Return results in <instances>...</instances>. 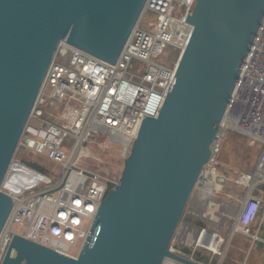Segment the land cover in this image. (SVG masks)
Returning <instances> with one entry per match:
<instances>
[{
  "label": "water",
  "instance_id": "1",
  "mask_svg": "<svg viewBox=\"0 0 264 264\" xmlns=\"http://www.w3.org/2000/svg\"><path fill=\"white\" fill-rule=\"evenodd\" d=\"M147 0H0V187L58 46L115 64ZM190 37L156 117L141 121L118 185L72 259L12 236L0 264H196L170 250L223 131L264 0H193ZM0 190V235L13 206ZM181 223V224H180Z\"/></svg>",
  "mask_w": 264,
  "mask_h": 264
},
{
  "label": "built area",
  "instance_id": "2",
  "mask_svg": "<svg viewBox=\"0 0 264 264\" xmlns=\"http://www.w3.org/2000/svg\"><path fill=\"white\" fill-rule=\"evenodd\" d=\"M180 2L179 15L173 3ZM193 0H147L144 11L127 45L116 63L100 61L62 42L54 55L42 83L34 108L20 138L18 147L52 163L57 172L55 179L14 161L0 190L12 198L13 206L0 235V263L16 235L56 253L75 259L90 234L94 216L105 196L118 185L86 163L92 160L89 147L93 137L106 136V149L111 145L128 154L145 117H156L174 76V68L150 62L162 57L169 48L184 49L191 27L185 15ZM147 16V29L139 27ZM132 60L148 64L146 72L134 81L128 71ZM224 122L258 146L259 154L252 173L239 172L230 181L225 174L216 182L214 197L230 189L236 200L234 207L242 206L237 214L240 229L247 234L256 222L261 208L259 199L251 192L264 186V22L240 74ZM72 140V145L65 143ZM98 143V142H97ZM215 159L204 167L199 179L201 188L195 190L196 200L202 207L199 217L210 228L197 227L185 233L190 223L182 222L170 250L196 264H222V240L218 228L225 224L223 203L204 206L201 197L207 185L202 179L215 171ZM215 184V183H214ZM236 188L243 193L235 194ZM38 190V191H36ZM193 195V196H194ZM230 197V196H228ZM236 205V206H235ZM214 209L218 223L205 219L204 214ZM207 210V211H206ZM194 215L189 210L185 214ZM213 230V231H212ZM185 233V234H184ZM188 242L186 244L184 242ZM218 240L216 252L193 245L194 240ZM192 241V242H191ZM191 242V243H190ZM174 244L186 245L191 253L183 252ZM198 253L206 257L196 258ZM215 262V263H214ZM164 264H182L167 260Z\"/></svg>",
  "mask_w": 264,
  "mask_h": 264
},
{
  "label": "rangeland",
  "instance_id": "3",
  "mask_svg": "<svg viewBox=\"0 0 264 264\" xmlns=\"http://www.w3.org/2000/svg\"><path fill=\"white\" fill-rule=\"evenodd\" d=\"M173 5L176 10L180 11V15V13L183 12L180 2L174 1ZM146 18L147 16L143 15L140 20L139 27L142 29H147ZM179 55L180 51L178 49L169 48L162 57L156 59L151 58L150 62L158 65H163L167 68H174ZM148 66V64L132 60L129 64L128 71L131 75L135 76L134 81H139V78L146 72ZM92 139L97 141L98 143L95 142V144H91L90 146H88L89 151L91 152L92 160L86 163V166L92 169H96L112 180H119L122 176L125 167V160L128 157L129 153L124 155L122 149L115 145L109 146L108 149H106L104 146H101L103 144H107L106 136L100 135L99 137H93ZM65 143L71 146L72 140L66 139ZM258 154V146L255 145L254 147H251L249 145V140L247 137H244L237 131H224L217 141L215 153L212 157L215 159L216 163L215 171L212 174L215 175L216 173H223L226 175L228 180H231L233 179V173L235 174L234 171L246 173L252 171ZM13 160L23 163L27 166L30 164L37 165L44 170V175L55 179L54 174H56L57 168L52 163L47 162L42 157H39L30 151L18 147ZM216 176L219 177L220 175ZM226 189L223 190L222 194H226ZM260 191L264 190L260 189ZM220 199L222 200V197H220ZM188 210L189 212L192 211L194 215H188L184 212L182 221L190 223V226L186 227L185 233H190L197 227L206 228V225H208L207 222L199 217V213L202 212L200 211L202 210V207L200 206V203L196 199H194L193 195L192 199L188 201L186 212ZM258 231L260 232L261 238L264 240V207L261 211L257 224L251 226L247 234L253 235ZM185 237L186 236H184V242L188 244V240L185 241ZM236 245H241V242H233L232 246L237 248ZM245 245V249L248 252L246 256H244V258L237 260L227 258L226 260L224 259L222 261V264H264V245L261 243H255L254 246L251 243ZM174 247H176V249L180 251L191 253V250L184 244H174ZM198 254L199 257L208 258L203 253Z\"/></svg>",
  "mask_w": 264,
  "mask_h": 264
},
{
  "label": "crops",
  "instance_id": "4",
  "mask_svg": "<svg viewBox=\"0 0 264 264\" xmlns=\"http://www.w3.org/2000/svg\"><path fill=\"white\" fill-rule=\"evenodd\" d=\"M253 170H254V166H253L252 171H249L247 173H252ZM234 172H235V174L233 173V179H231L230 181L235 180L237 174L239 173V171H234ZM260 189L264 190V186L258 187L251 192V196L259 199L261 202V208H260V211L258 213V218H257L256 222L254 223V225L257 224L259 217H260V214H261V211L264 207V191H260ZM236 193L241 194V193H243V191L240 190V188H236L235 194ZM226 194L228 196L233 195V193L230 191V189L227 190ZM220 197H221V195L219 196V198ZM194 199H196L195 195H194ZM201 203H203V205H207V201H204ZM226 204H228V205H226ZM222 207H223V212L225 213L223 220L226 219V222L224 225L222 223L220 228H218L217 233H218L219 237L221 238V240L223 241L222 246L220 248V250L222 252L223 260L224 259L226 260L227 258L228 259H234V260L244 258V256H246V254L248 252L245 249L246 248L245 244L251 243L254 246L255 243H261L264 245V240L261 238L259 231L253 235H248V234H244V232L240 229L239 224L237 223V214L239 213L240 208L242 206H238L236 208L233 206L232 203L230 204L229 202H226V203L224 202ZM209 212L213 213L215 211H214V209H210ZM231 214L234 215V219L231 218ZM218 220H219V218H217V221H216L217 223H218ZM254 225H252V226H254ZM206 228L212 229L210 227V224L206 225ZM237 241L241 242V245H236L238 249L232 246L233 242H237Z\"/></svg>",
  "mask_w": 264,
  "mask_h": 264
},
{
  "label": "bare ground",
  "instance_id": "5",
  "mask_svg": "<svg viewBox=\"0 0 264 264\" xmlns=\"http://www.w3.org/2000/svg\"><path fill=\"white\" fill-rule=\"evenodd\" d=\"M232 126H233L232 125V122L231 123L230 122L229 123L228 122H224V125H223V128L222 129L224 131V129L226 127H232ZM217 178H218V176L210 173L209 175L204 176V178L202 179V181H204L206 183V185L208 186L207 189H206V191H205V194L201 197V201H200V202L207 201V205H204V206H209V205H213V204H215L216 206L219 205V204L215 203V199H218L219 196H220V194L217 197L216 196L214 197V193L217 191V186H214V185L217 184L216 183L218 181ZM212 186L215 187V190H213L214 193L211 192V190H210V189H214V188H212ZM222 200L225 203L226 202H229L231 204L233 202V200H236V197L234 195H232L230 197H228V195H226V196L222 197ZM226 205H228V204H226ZM232 214H231V218L234 219V215H232ZM204 216H205V219L206 220H208V221L211 220L212 223L217 224V222H216L217 221V217L215 215H212V212H207L206 214H204ZM217 242H218V240H214V239L211 240V243H207V240H204V242L201 241V240H199V241L198 240H194L193 241V245H196V246H203L204 245L210 251L216 252V246H218V245H216Z\"/></svg>",
  "mask_w": 264,
  "mask_h": 264
},
{
  "label": "trees",
  "instance_id": "6",
  "mask_svg": "<svg viewBox=\"0 0 264 264\" xmlns=\"http://www.w3.org/2000/svg\"><path fill=\"white\" fill-rule=\"evenodd\" d=\"M29 167L35 169L36 171H39L40 173H45L44 170L41 168V167H38L37 165H34V164H30L28 165ZM196 258H200L198 255H196Z\"/></svg>",
  "mask_w": 264,
  "mask_h": 264
}]
</instances>
